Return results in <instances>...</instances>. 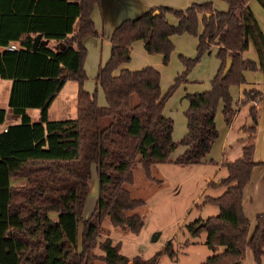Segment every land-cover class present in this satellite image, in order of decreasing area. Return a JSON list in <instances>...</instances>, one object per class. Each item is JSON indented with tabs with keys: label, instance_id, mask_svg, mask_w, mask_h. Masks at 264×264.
Listing matches in <instances>:
<instances>
[{
	"label": "trees",
	"instance_id": "obj_1",
	"mask_svg": "<svg viewBox=\"0 0 264 264\" xmlns=\"http://www.w3.org/2000/svg\"><path fill=\"white\" fill-rule=\"evenodd\" d=\"M226 10H214L209 1L191 3L183 10L153 6L142 14L124 17L109 35L110 53L106 65L98 68L94 83L102 92L104 104L96 102L95 90L82 87L85 80L83 59L86 36H97L90 13L99 0H0V46L15 42L18 49H0V78L10 79L8 113L0 107V123L16 119L0 131V264H154L156 253L130 258L119 252V243L108 237L98 240L104 222L122 231L137 233L143 221L137 208L144 200L131 197L123 184L135 181L134 169L146 181H157L152 166L169 162L177 146L183 151L170 163L195 164L204 158L217 136L214 115L221 102L223 121L233 114L230 85L244 83L243 70H258L263 76L264 37L247 6L248 0H222ZM264 11V0H255ZM177 19L169 26L162 13ZM198 20L202 31L191 58L180 57L183 69L160 94L158 76L149 67L111 69L128 59L127 45L141 39L148 53H159L165 63L171 51L169 36L196 34ZM226 26L220 36L221 61L211 89L201 95L186 96L183 112L185 133L171 138L172 120L163 115L166 99L177 85L186 81L189 69ZM41 34L36 49L33 38ZM52 42V43H51ZM60 44L54 47V44ZM251 44L256 62L241 56ZM230 62L222 73L225 58ZM71 80L76 85L74 116L50 120L47 108L61 85ZM260 91L244 92L243 101H254ZM28 109H38L32 119ZM249 133L254 131L255 110L248 108ZM252 145L241 146L232 161L221 160L225 175L209 187H221L216 196L203 201L218 211L189 224L191 235L205 231V245L211 250L198 264H241L248 247L254 264L264 254V209L248 221L241 207L242 191L249 181ZM94 174L95 200L91 211L82 209ZM81 225L78 228V225ZM221 247V249H219ZM98 249V253L94 249ZM162 252L173 257L169 243Z\"/></svg>",
	"mask_w": 264,
	"mask_h": 264
},
{
	"label": "crops",
	"instance_id": "obj_2",
	"mask_svg": "<svg viewBox=\"0 0 264 264\" xmlns=\"http://www.w3.org/2000/svg\"><path fill=\"white\" fill-rule=\"evenodd\" d=\"M209 1L214 10L224 11L226 10V4L222 0H99L98 4L93 6L90 17L93 26L97 32V36H86L82 43L84 47L89 48V44L94 45L97 49L102 47V56L98 60L96 66L93 70H86V62L84 61L83 69L85 75H91L93 78L96 74L98 68H102L106 65L109 53H110V43L109 35L111 30L118 22L124 17H133L142 14L147 9L153 6H163L171 9H181L183 10L186 6L191 3H199ZM253 0L247 1V6L251 10L254 19L256 20L262 34L264 37V15L261 13L257 5L253 3ZM262 9V8H261ZM263 10V9H262ZM264 12V11H263ZM163 20L172 27H175L178 23V19L173 16L170 12L162 13ZM202 24L198 20L196 34H189L186 32L173 33L169 36V41L171 43V51L168 54L167 61L162 62V55L159 53H148L143 47V41L141 39H135L127 45L128 59L126 61L118 63L114 66L110 75L116 76L122 70L134 71L143 67H149L158 76V87L159 92L162 94L166 88L170 85L174 76L179 74L183 69V65L180 61V57L191 58L196 50L198 35L202 31ZM226 26L223 27L220 33L215 37L207 52L203 53L199 61H197L187 72L186 81L179 84L173 93L166 99L163 105L162 113L163 115L169 117L172 120L171 138L173 141H177L186 131L185 128V118L183 115L184 110L189 104L186 96L188 95H201L211 89L214 77L219 71L221 61L218 57V51L222 48L223 43L221 42L220 36L225 32ZM99 36L103 37V43L97 47V40ZM101 41V39H100ZM14 44L15 49H18V45L15 42H10L4 47L0 46V49H9L8 45ZM54 45L56 43H53ZM98 48V49H99ZM241 56L243 58L250 59L256 62V55L252 45L249 43L247 48L242 51ZM259 72L260 75H258ZM244 83L239 85H230L228 92L231 98V108L233 114L230 118L228 124L223 121V116L221 113V102L219 101L216 106L214 115V125L217 131V136L212 141L208 152L205 154L204 158L200 162L195 163L196 166L208 167L214 165V170L221 168L219 165L221 160L232 161L237 158L241 153V146L245 143H251L252 154L251 159L254 162H264V158L255 157L254 146L258 143L257 133L260 131L264 134V91H263V76L258 70H243L242 71ZM86 78V77H85ZM66 80L56 93L55 97L49 104L47 108V118L50 120L71 118L74 116V104L67 105L65 101H62L57 105L59 95L62 90L65 93L70 94V100L75 99L76 85H70ZM85 80L82 83L83 89L90 92L86 87ZM66 85L68 87H66ZM11 87L10 79L0 78V107L4 108L9 115L8 111V98ZM254 89L260 91L261 94L254 101H243L245 98L244 92ZM96 95V102L98 105L104 104V99L102 92ZM65 97V96H64ZM64 99V98H63ZM250 106L254 107L255 110V124L254 131L251 133H246L245 127L250 124L248 108ZM27 112L30 114L32 119L38 117V109H28ZM64 117V118H61ZM249 122V124H248ZM18 123L16 119H6L4 123H0L1 127H7V125ZM256 135V136H255ZM176 146L168 155V160H173L178 154H180L182 149ZM169 161V162H170ZM166 162V163H169ZM165 163V164H166ZM259 164H255L252 167L249 181L244 185L242 191L241 207L243 214L247 218L248 228L247 233L250 229L249 218L254 217L262 212L264 209V198L261 204L256 201L259 195V187L257 182L252 179L253 169ZM223 168V167H222ZM94 177V174H92ZM158 179V178H157ZM251 191L253 199L252 206L248 212L245 210V190ZM254 190L255 193H254ZM222 191V190H221ZM254 193V194H253ZM204 219V218H202ZM128 257V256H127ZM130 258V257H128Z\"/></svg>",
	"mask_w": 264,
	"mask_h": 264
},
{
	"label": "rangeland",
	"instance_id": "obj_3",
	"mask_svg": "<svg viewBox=\"0 0 264 264\" xmlns=\"http://www.w3.org/2000/svg\"><path fill=\"white\" fill-rule=\"evenodd\" d=\"M253 1L264 15L259 4L255 0ZM103 39V37L99 36L96 42L97 47L100 43H103ZM57 45L60 44H55L54 47ZM88 46V51L85 48L83 65L85 61L86 70L91 71L101 58L103 51L102 47L96 49L92 45L91 49V45L89 44ZM256 73L260 75L259 72ZM85 76L87 89L90 92L95 90V94H99V97H101V90L95 85L94 78L91 75ZM67 82L70 85H74V82L71 80ZM66 87L68 86L66 85ZM69 100L70 94L62 90L57 105L62 101H65L67 105L74 104L73 99L70 102ZM246 133H249V131L246 130ZM257 139L259 141L254 146L256 151L255 157L264 158L263 132L257 133ZM178 148L182 149L181 146ZM253 171L252 179L257 182V186L259 187V195L256 201L258 204H261L264 198V165H257ZM151 173L159 180L154 182L146 181L142 176L141 170L136 167L134 169L135 181L131 184H123V187L128 190L131 197L144 200L145 204L137 208V212L143 221L139 231L137 233L122 231L104 222L99 231L98 240L108 237L112 243L118 242L119 252L128 257L138 255L146 258L156 253L154 264H198L211 254V250L204 243L205 231L191 235L188 227L195 219H202L217 213V207L204 202L203 199L205 196H216L221 192V187H209L207 183L209 181L218 182V179L225 175L224 168L221 167L218 170H214V165L202 167L194 164L177 166L169 162L153 165ZM251 191L249 189L245 190L246 212L251 208L252 202L255 204V201L251 200L253 199ZM95 193L96 182L94 177H92L89 183V193L82 209V217H86L91 211L95 200ZM249 222L250 229H252L254 224L252 217L249 218ZM80 226L79 224L78 228ZM153 235L156 236L154 239H152ZM166 243H169L173 251L174 256L172 258L162 252V248ZM94 252L98 253V249L95 248ZM241 264H254L248 247L244 248ZM260 264H264V254L261 257Z\"/></svg>",
	"mask_w": 264,
	"mask_h": 264
},
{
	"label": "water",
	"instance_id": "obj_4",
	"mask_svg": "<svg viewBox=\"0 0 264 264\" xmlns=\"http://www.w3.org/2000/svg\"><path fill=\"white\" fill-rule=\"evenodd\" d=\"M39 42L46 43V40H41V34H40V33L36 34V35L34 36V38H33V42H32V49H33V50L36 49V47H37V45H38ZM229 62H230L229 58L226 57V58H225V63H224V66H223L222 73H224V72L227 70V68H228V66H229ZM155 237H156V236L153 235L152 239H154Z\"/></svg>",
	"mask_w": 264,
	"mask_h": 264
},
{
	"label": "built area",
	"instance_id": "obj_5",
	"mask_svg": "<svg viewBox=\"0 0 264 264\" xmlns=\"http://www.w3.org/2000/svg\"><path fill=\"white\" fill-rule=\"evenodd\" d=\"M8 48H9V49H15V45H14V44H10V45H8ZM1 130H4V131H5V130H6V127H1V128H0V131H1Z\"/></svg>",
	"mask_w": 264,
	"mask_h": 264
}]
</instances>
